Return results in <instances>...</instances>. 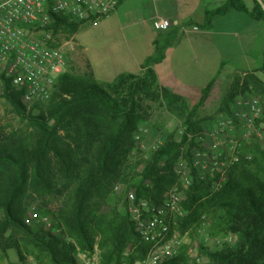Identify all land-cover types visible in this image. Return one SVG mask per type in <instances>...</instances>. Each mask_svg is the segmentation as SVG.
Masks as SVG:
<instances>
[{
    "label": "trees",
    "instance_id": "16d2710c",
    "mask_svg": "<svg viewBox=\"0 0 264 264\" xmlns=\"http://www.w3.org/2000/svg\"><path fill=\"white\" fill-rule=\"evenodd\" d=\"M231 10L264 21L258 0H252L250 7L243 0H225L206 10L202 26L211 28L217 17ZM84 24L54 15L48 32L54 38L59 32L72 35ZM163 51L157 46L139 73L121 72L103 84L93 79L89 63V71L82 76L68 68L50 97L30 108L22 101V91L1 76L0 96L31 132L20 139L0 135V264L9 261L8 250L16 252L21 264H33L28 262L29 256L37 264H78L77 252L92 251L95 244L102 263L142 260L151 244L136 229L126 208L125 192L106 211L103 202L117 182L133 189L136 200L160 202L178 181L174 165L181 156L191 168L192 181L182 201L185 213L177 216L180 227L185 229L205 215L211 220L212 234L234 235L233 241H225L216 250L200 245L209 264H264V148L256 138L244 144L248 156L232 162L226 180L216 190L211 188V178L201 179L191 149L203 128L199 109L220 72L201 89L198 102L189 105L158 81L153 65L163 58ZM257 72L234 75L221 99L222 110L230 112L235 97L245 91L258 95L264 106V80ZM160 96L182 102L185 131L180 138L169 134L147 159L125 166L123 161L144 120L142 103ZM262 121L264 124V112ZM31 190L55 193L57 204L48 212L57 233L43 225L31 226L24 218V203ZM161 264L202 263L177 252Z\"/></svg>",
    "mask_w": 264,
    "mask_h": 264
},
{
    "label": "rangeland",
    "instance_id": "374dc122",
    "mask_svg": "<svg viewBox=\"0 0 264 264\" xmlns=\"http://www.w3.org/2000/svg\"><path fill=\"white\" fill-rule=\"evenodd\" d=\"M220 1L221 0H217V2H215V0H212L209 5L214 9L222 4ZM243 1L249 7L252 5V0ZM163 4L169 6V3L167 2H164ZM147 8L148 6L144 9ZM167 9H170V7H167ZM231 11L232 12L229 11L230 13L227 12L228 14L225 13V42L231 41L232 43L230 44L231 46L226 49L228 53L225 51V64L221 69L219 68V78L210 88L205 102L199 109V117L204 118V123L202 131L197 134V143L191 149V156H193L194 150H202L205 146H211L216 138H222V144L215 148L216 150L213 154L217 158V164H210L208 167H196L197 175L201 179H212L211 188L213 190L220 188L226 180L227 171L234 160H237L242 156H248L247 151L244 150V144H247L252 139L256 138L264 148V124L262 121L264 106L258 95L251 91L242 92L235 97L230 112L221 109V99L229 88L234 75H243L246 71L257 70L259 76L264 80V32L259 31L258 33V31H255L252 33L254 35L252 36V45L254 46V49L250 53V56H253L252 59L257 68L250 69L248 68L247 61L249 58L251 59V57L241 56L243 53L241 46H248V41H246L243 36L234 37V35L228 34L227 32L234 29L236 23L235 20H239L238 17L251 20L252 22H255V24H258V20L256 21L252 19L253 17H249V15L244 12ZM259 22L264 25V21ZM102 26L103 19L100 20L97 25L85 23L77 33L72 35H65L59 32L55 38L53 37L54 40L58 41L60 45H63L66 50L69 70L78 76H82L89 71L88 59L95 67L93 78L100 84L112 80L115 73L120 69L116 64H113L110 50L114 40L120 38L123 33V31L117 29L113 36L105 37L103 35ZM140 27L131 31H125L127 32V35L129 34L131 36L135 35L138 30H142L143 33L147 32L154 35L156 33L153 29L146 31V27L150 28L149 24L145 26L140 25ZM112 29L115 28L112 26ZM131 39L132 38H130V40ZM132 45L135 47L137 43L132 41ZM216 74L217 72L215 75ZM172 92L174 91L172 90ZM200 95L201 92L196 98L181 96L186 99L187 104L193 105L198 102ZM249 98H256L261 108L258 117L251 122L244 121L236 115L237 112L244 107V100ZM239 100H241V104L239 103ZM180 103L182 102L179 101L173 103V100L172 102H169L161 96L159 100H147L142 103L141 109L144 110V120L139 124L135 133L134 147L129 150L127 158L123 161L125 166H130L133 162L139 159H147L150 152L162 144L169 134L173 133L176 138L182 136L186 127L184 125V107ZM220 121H224V129L219 130L218 133H216ZM30 132L31 128L28 124L21 121L0 96V135H10L14 139H20L28 136ZM179 162H186L188 165V162L183 156L179 157L174 165L178 181L167 190L176 189L180 191L183 182L186 181V178L180 175L177 171V165ZM190 177L191 184V170ZM190 184L185 189V198ZM59 188L61 189L62 185H59ZM129 190L133 189L126 188V184L122 182L114 183L111 188L110 196L105 199V202H103L102 210H108L109 206L115 202L116 197L120 193L125 192L126 195ZM54 194H46L44 191L37 192L32 190L29 192L24 203V218L27 220L28 224L31 226L43 225L45 228L51 229L57 233V230H55L52 225L51 212H48V210H53L54 205L57 204L55 201L56 195L53 196ZM126 208L128 211L127 198ZM211 224V220L207 216H202V219L200 218L187 228L182 229L179 225L177 216H173L171 219V229L173 233L177 235L179 242L177 243V252L185 253L191 261L209 264L208 258L201 252L200 245L210 250H216L225 244V241H233L235 238L231 233L212 234ZM185 232H187V234H185ZM83 253L90 255L95 253L99 255L97 244H95L92 251L79 250L77 252L78 259L81 258ZM8 256L9 261L4 260L5 264H9L8 262L10 261L15 264H21L14 250H8ZM28 262L37 264L31 256L28 257Z\"/></svg>",
    "mask_w": 264,
    "mask_h": 264
},
{
    "label": "built area",
    "instance_id": "2783aa9c",
    "mask_svg": "<svg viewBox=\"0 0 264 264\" xmlns=\"http://www.w3.org/2000/svg\"><path fill=\"white\" fill-rule=\"evenodd\" d=\"M118 3L119 0H0V78L5 77L22 91V101L29 108L44 103L58 78L68 69V55L63 45L49 42L55 41L48 32L53 16L66 15L97 25ZM152 25L156 30H166L171 20L158 15ZM243 104L236 114L240 119L251 122L258 117L261 108L256 98L244 100ZM223 129L224 121H220L216 133ZM222 142L218 137L211 146L194 150L191 156L194 167L216 165L213 154ZM188 165L186 162L177 165L178 173L186 178L181 190H166L158 203L143 198L136 200L134 191H127L128 212L138 232L151 244L147 255L133 264H161L177 253L179 242L171 229V219L185 213L182 201L191 179ZM80 259L78 264H106L95 253H83Z\"/></svg>",
    "mask_w": 264,
    "mask_h": 264
},
{
    "label": "crops",
    "instance_id": "0c3cea01",
    "mask_svg": "<svg viewBox=\"0 0 264 264\" xmlns=\"http://www.w3.org/2000/svg\"><path fill=\"white\" fill-rule=\"evenodd\" d=\"M211 1L119 0L116 9L103 18L102 26L105 37L113 36L117 29L123 31L121 37L114 40L110 50L113 64L120 68L113 79L121 72L139 73L145 59L153 55L160 45L164 49L163 58L153 65L159 83L187 98L199 96L201 89L214 78L221 64L225 62V51L228 53L226 49L232 43L225 42V14L217 17L211 28L202 26L206 10L213 9L209 5ZM164 2L169 3V6L164 5ZM220 2L223 3L224 0ZM147 6L148 8L144 9ZM158 15L170 18L171 25L168 29H154L152 20ZM238 18L239 20H235L234 29L227 33L234 37L243 36L248 41V46H241V56L251 57L247 61L248 68H257L253 56H250L254 49L252 33L264 32V25L259 21L255 24L251 20ZM147 24L150 28L146 27V31L153 29L155 35L147 32L144 34L142 30H138L131 36L125 31ZM112 26L115 29H112ZM132 41L137 43L135 47ZM87 62L94 76L95 67L90 60L87 59Z\"/></svg>",
    "mask_w": 264,
    "mask_h": 264
},
{
    "label": "water",
    "instance_id": "95a60500",
    "mask_svg": "<svg viewBox=\"0 0 264 264\" xmlns=\"http://www.w3.org/2000/svg\"><path fill=\"white\" fill-rule=\"evenodd\" d=\"M258 1L260 2L261 6H262V8L264 10V2L262 0H258Z\"/></svg>",
    "mask_w": 264,
    "mask_h": 264
}]
</instances>
